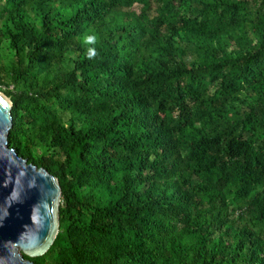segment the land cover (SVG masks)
Masks as SVG:
<instances>
[{
  "label": "trees",
  "instance_id": "1",
  "mask_svg": "<svg viewBox=\"0 0 264 264\" xmlns=\"http://www.w3.org/2000/svg\"><path fill=\"white\" fill-rule=\"evenodd\" d=\"M0 32L9 146L61 188L26 258L264 264V0H0Z\"/></svg>",
  "mask_w": 264,
  "mask_h": 264
},
{
  "label": "water",
  "instance_id": "2",
  "mask_svg": "<svg viewBox=\"0 0 264 264\" xmlns=\"http://www.w3.org/2000/svg\"><path fill=\"white\" fill-rule=\"evenodd\" d=\"M12 102L0 92V264H33L59 231L56 176L10 148ZM25 255V256H24Z\"/></svg>",
  "mask_w": 264,
  "mask_h": 264
},
{
  "label": "clouds",
  "instance_id": "3",
  "mask_svg": "<svg viewBox=\"0 0 264 264\" xmlns=\"http://www.w3.org/2000/svg\"><path fill=\"white\" fill-rule=\"evenodd\" d=\"M97 37L94 35H86L84 37V43L86 45H94L96 43ZM98 51L95 47H89L86 52V56L89 60H92L98 56Z\"/></svg>",
  "mask_w": 264,
  "mask_h": 264
},
{
  "label": "rangeland",
  "instance_id": "4",
  "mask_svg": "<svg viewBox=\"0 0 264 264\" xmlns=\"http://www.w3.org/2000/svg\"><path fill=\"white\" fill-rule=\"evenodd\" d=\"M0 38H1V32H0ZM2 89H6L4 86L2 87ZM7 89L10 90H14V88L12 86L7 87ZM1 92V91H0ZM3 93V92H1ZM4 94V93H3ZM5 95V94H4Z\"/></svg>",
  "mask_w": 264,
  "mask_h": 264
}]
</instances>
